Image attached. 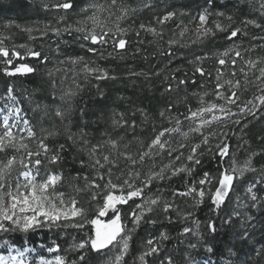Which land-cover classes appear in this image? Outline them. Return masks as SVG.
Masks as SVG:
<instances>
[{"label": "trees", "instance_id": "trees-1", "mask_svg": "<svg viewBox=\"0 0 264 264\" xmlns=\"http://www.w3.org/2000/svg\"><path fill=\"white\" fill-rule=\"evenodd\" d=\"M56 2L59 0H0L2 48L12 57L13 53L20 57L9 64V59L0 56V100L11 89L21 102L33 132L22 137L13 133L18 150L10 148L0 153V163H6L4 158L14 157L17 161L0 191L5 192L6 204L7 193L18 187L17 177L20 180L27 167L34 166V160H40L38 176L44 178L50 173L60 176L56 190L67 203L75 199L77 206L83 207L87 216L85 227L0 232V246L7 241L17 246L29 245L36 251L41 245L56 246L67 264H108L114 255H119V250L98 254L90 249L74 250V245L95 236L97 225L88 221L98 220L103 230V226L119 215L122 237L131 232L122 264H141L139 257L151 247L147 243L150 239L161 250L158 255L145 257L146 264H168L169 261L186 264L187 256L195 255L197 250L207 251L209 247L214 251L205 257L213 264H264V106L255 99L259 89L257 81L264 85L259 71L264 65L253 68L249 64L264 60V47H261L264 15L258 0H117L116 5L111 0H68L73 8L67 11L54 10L52 5ZM93 4L107 9L97 12L102 22L95 29L90 28V16L84 11ZM202 10L211 13L209 35L198 38L191 21ZM125 12L126 18L120 19ZM169 14L175 15L163 24V16ZM178 20L189 25L182 37L179 29L173 28ZM246 21H254L261 27ZM217 22L220 28L216 27ZM29 28L30 33L24 31ZM76 28L84 31L71 34L67 31ZM149 28L155 31L149 32ZM236 29H243L244 34L230 40L229 35ZM93 30L98 35L108 31L112 40L122 37L126 41L125 49L120 50L111 43L103 47L92 45L83 39ZM57 32L62 35L58 36ZM29 50L40 53V57L31 55ZM233 50L242 55L235 56ZM226 52L229 55H223ZM221 58L225 60L223 65L219 62ZM18 66H28L34 71L15 77L6 75ZM197 68L205 75L201 76ZM95 69L114 79H98ZM232 84L239 87L232 89ZM233 92L236 94L234 106L253 103L255 110L239 115L224 127H213L211 135L208 134V145L192 137L174 154L151 148L159 132L177 124L181 127L178 131L182 132L192 111L215 100L217 95L229 96ZM261 93L264 96V91ZM237 120L240 123H234ZM162 138L169 139L170 150L180 145L181 138L176 132ZM224 142L229 147V156L222 160L216 155V146L223 147ZM197 144L201 147L195 149ZM20 145H27V149ZM40 145L49 152L43 153ZM92 149H97L94 156L102 163L103 156L108 155L114 164L97 171L89 156ZM149 150L154 154L145 157L142 163L130 164L129 157L138 160ZM193 150L200 158L199 165L187 159ZM36 152L41 155H29ZM54 155H58V162L49 163ZM249 160L256 171L241 173L239 166L245 168ZM169 165L171 169L165 176L181 167L191 175L184 172L171 179L151 181L140 198L117 204L115 212L109 211L103 217L98 215L107 195L130 193V189L121 185L124 180L138 174L139 179L133 178L131 183L139 189L149 176H155ZM232 167L237 169L233 175L240 179L234 181L233 190L216 209L211 200L219 187L217 180L222 178V168L230 171ZM205 174L211 177V183L199 185ZM0 175L4 173L0 171ZM109 181L111 189L107 187ZM249 185L254 186L253 191L260 197L256 202L245 191ZM191 188L205 192L198 206L199 197L195 193L188 197L174 195ZM151 197L159 199V203L152 211L143 212L142 222L137 226L132 213L139 212L137 205ZM163 207L169 211L164 212ZM5 223L9 228L16 227L11 222ZM209 224L216 226L215 233L210 231ZM185 229L192 231L185 233ZM162 234L168 239L160 240ZM85 251V261H80Z\"/></svg>", "mask_w": 264, "mask_h": 264}, {"label": "snow or ice", "instance_id": "snow-or-ice-1", "mask_svg": "<svg viewBox=\"0 0 264 264\" xmlns=\"http://www.w3.org/2000/svg\"><path fill=\"white\" fill-rule=\"evenodd\" d=\"M112 5L117 4V0H111ZM259 3V10L261 11V14L264 15V0H258ZM59 8L63 9L65 11L70 10L73 8V4L71 2H68V0H59ZM84 11H88V9H84ZM99 11H107V9H104L103 6H100L99 8L94 9L93 15L89 17L90 20L95 21L97 19L96 12ZM175 14H169L168 16L163 17L162 22H166L170 19L173 18ZM211 15L209 12H205L203 15L199 17V20L202 24H205L207 22L208 16ZM215 15L218 16H223V13H216ZM127 13L125 12L123 16L120 17V19L126 18ZM229 20H231V17H228ZM246 24H251L252 26L256 28H260L261 25L258 23H255L254 21H246ZM6 27L12 28V27H19V25H7ZM217 28H220V25H216ZM149 32H154V29H147ZM221 31H225L226 29H220ZM24 31L31 32L32 29H24ZM69 34L71 32H83V28H76V29H68L67 30ZM126 33V30H125ZM58 36L62 35L61 32L56 33ZM243 29H236L231 32L229 35V39L232 40L236 38L238 35H243ZM204 35L207 36L209 35V31H204ZM83 39H87L90 41L92 45H99L103 47L104 45H107L111 43L114 47H118L120 50L125 49L126 47V41L121 37L117 40H112L110 38V33L108 31H102L101 34H97L95 30L92 32H88L85 34ZM3 45V40L0 39V56L2 57H9V51L3 50L2 48ZM83 47V45H81ZM261 47H264L262 45ZM89 51H93V49H89ZM234 55L237 57H240L242 55L241 52L233 50ZM29 53L31 55H34L35 57L39 58L40 53H31V50H29ZM223 55L227 56L229 53H224ZM13 56L17 59L20 57L16 56L15 53H13ZM13 61L8 60L7 63L11 64ZM220 64L223 65L225 64V60L223 58L220 59ZM75 63V61H73ZM250 66L255 68L257 67L258 64L264 65V60L257 61V62H249ZM34 71L33 68L28 67V66H18L15 68L13 71H8L6 72L7 76L15 77L18 74H28L32 73ZM89 71V70H86ZM94 71L97 72V78L104 80V79H114V77H109L106 73L100 71L99 69H95ZM197 72L201 76L205 75L203 71L200 70V68L196 69ZM260 76L261 79H264V66L260 67ZM195 83V81H192ZM180 83H185V81H180ZM231 83V82H230ZM223 86V85H221ZM236 87H239V84L236 85ZM261 91H264V87L261 88ZM66 95H72V93H68ZM8 99L13 101V104L15 105V99L14 96L12 95V90L9 89V95ZM63 99V98H62ZM259 104L264 106V96H259L258 97ZM236 102V94L233 92L231 95L227 97V103L232 104ZM11 111L8 112L7 115L3 116L2 118V123H0V127L3 128V133L0 134V153L6 152L8 149H17L18 146L17 144L13 143L14 136L11 131L13 127H20V121L23 120V113L21 109L19 108L18 105L16 106H10ZM214 107V106H213ZM213 107H204L203 112H210L213 111ZM223 110V109H222ZM259 110V109H257ZM4 109L0 108V112H3ZM203 112H192L191 117L189 119H195L198 115H202ZM247 114V110H246ZM251 115H255V112H251ZM57 115L61 116L63 118L62 114L57 111ZM161 115H164V113H161ZM10 118H16L17 123L16 124H10L9 119ZM215 119V118H214ZM205 123L210 124V121H206ZM234 123H240V121H234ZM25 128H28V122L24 121ZM117 126H120L119 121L117 122ZM204 125H201L200 127H203ZM195 131H199V128H194ZM173 132L172 128H168L165 131H161L157 134L156 138L154 139L151 148L152 149H158L160 147H163V143L161 141V137H164L166 135H171ZM28 135L31 136L32 133L29 130ZM215 135V134H214ZM202 143L204 145H208L209 143V138L207 136H202ZM20 147H23L27 149V145H20ZM43 153L47 154L49 152V149L44 147L43 145L39 146ZM62 147V146H61ZM115 147V145H113ZM195 149H198L201 147V145L197 144L194 146ZM217 153L222 160L225 157L229 156V147L226 142H224L223 147H221L220 144H217ZM97 151V149H92L89 152V156L92 160L93 166L99 171L101 168H106V166H111L114 164V161L109 158L108 155L103 156L104 163L101 162L100 159L96 158L94 156V153ZM154 153L149 150L147 152H143L138 160H133L131 157H129V162L130 164H138L142 163L144 161L145 157H150ZM30 156H40L41 152H36V153H30ZM6 160V163H0V171L4 173V175H0V189H4L5 187V180H6V175L11 172V170L14 169V165L17 163L16 159L13 158H4ZM179 159V157H177ZM187 159L192 160V162L195 165H199L201 163L199 156L197 155L196 151L193 150L190 152L189 156ZM49 163L55 164L58 162V155H54L50 157V160L48 161ZM23 163V161H21ZM34 164L38 167L40 164V160H34ZM171 169V165L167 166L164 170L161 172H158L155 176H149L148 181L144 182L143 185L137 189L132 183L131 180L133 178L139 179V175L136 174L134 177H129L128 179L123 181L124 187L130 189V193L127 196L124 195H119V196H114V195H107L106 197V203L103 207L102 210L99 211L98 215L100 217L105 216L109 211L115 212L116 205L117 204H126L128 201L134 200L136 198H140L141 194L144 192L145 188L150 187L151 181L155 180H160V179H171V176L179 175L180 173L187 172L188 175H191V172L188 171L187 169L181 167L178 171H171L170 175L165 176L166 172H169ZM237 169L235 167H232L229 170L223 169L221 170V177L218 178L217 183L219 187L215 190L214 193V199L211 200L212 204L215 206L216 209H219L225 202V198L228 197L229 192L233 190V185L234 181L240 179V177L234 176L230 173H235ZM241 173L246 172V171H252L255 172L256 169L252 167L251 165V160H249L246 163V166L244 169L240 170ZM23 178L27 183L23 185H19L15 191L8 192L7 196H10L11 203H10V208L9 211H4L5 207V201H6V195L4 191H0V232H9V231H22L24 233H27L31 230H35L40 227H56V228H72V229H82L85 227L84 220L87 218L86 212L83 210V207L77 206V201L75 199H72L68 202L70 206H65V201L61 196H57L54 199L50 198V195L47 194L48 190L52 187L55 186V184L60 180L59 175H53L50 178L47 179L45 183H39L37 184L35 182L34 176L31 174V172H24L22 173ZM87 180V178H84ZM100 179H104V176H100ZM17 180L19 181V177H17ZM199 185H205L207 183H211V177L208 176V174H205V177L201 179L199 182ZM98 188L99 186L96 185ZM109 189H111L112 185L111 182L109 181V184L107 186ZM23 189V191L21 190ZM27 192L28 194L25 195L24 193ZM193 193L196 194V196L199 197V199L196 200V205L198 206L200 203H202L203 198L205 196L204 191H197L196 188H191L187 192H179V193H174V195L177 196H183V197H188L193 195ZM247 193L249 195V198L251 201L256 202L260 197L253 191L252 187H249L247 190ZM96 196L93 195L92 199L95 200ZM151 205H157L159 203L158 200L156 199H151L149 202ZM143 206L142 205H137L138 209H141ZM164 212H168L169 209L168 207H163L162 209ZM148 211H152L151 208L148 209ZM18 213L22 215H18ZM30 213V215H29ZM132 216L135 220V224L137 226L140 225L142 222L144 213L143 211H134L132 213ZM186 219V217H185ZM251 219V218H249ZM69 221H76V222H69ZM5 222H11V224H14L16 227L9 228ZM88 223L91 224H96L97 228L95 231V236L90 237L84 242L78 243L74 245V250L80 251V250H87L90 249L94 253L102 254L104 253L105 250L112 251L113 249L119 250V255H114L113 260L108 261V264H122L124 261L125 255L128 253L129 249V240L131 239V233L129 232L128 234L124 235L122 237V228L120 225V216L117 215L115 219L111 221L109 225L103 226V230H101V226H99V221H88ZM155 223V221H153ZM210 231L212 233L216 232V226L214 224H209L208 225ZM134 231V230H133ZM192 231L191 229H185V233ZM160 240H167L168 236L166 234H162L161 237L159 238ZM148 245L151 247L145 251L144 255L139 257V260L141 264H146L145 257H151L154 254L158 255L159 251L161 250L156 246V242L153 240H148L147 241ZM193 248H196L197 245L193 244ZM50 251H58V248L54 247L51 248ZM207 251L209 253H212L214 250L209 247L207 248ZM87 256V251L84 252L83 255L79 257L80 261H85V258ZM0 261H5L6 258L3 256H0ZM22 264V262H21ZM42 264H66V261L64 258H58L55 261L52 262H42ZM168 264H171L169 261Z\"/></svg>", "mask_w": 264, "mask_h": 264}, {"label": "rangeland", "instance_id": "rangeland-1", "mask_svg": "<svg viewBox=\"0 0 264 264\" xmlns=\"http://www.w3.org/2000/svg\"><path fill=\"white\" fill-rule=\"evenodd\" d=\"M52 7L54 10H58L59 9V2L54 3L52 5ZM99 7L100 6H96L95 4H93L91 6V8H87L88 11H86V12H88V13L86 16L87 17L92 16L94 9L99 8ZM204 13H205L204 10L200 11L197 14V16L191 21L192 22L191 27L193 28L195 35H198L197 36L198 38H201L204 36V31H209V23H208L209 16H208L207 22L205 24H202L199 20V17L201 15H203ZM96 15H98L97 12H96ZM165 16H168V15H164L163 17H165ZM89 21L91 22L90 28L98 27L99 23L102 22V21L100 22L99 18H97L95 21H92L89 19ZM168 22L169 21L162 22V23L164 24V23H168ZM217 24H218V22H217ZM173 28H178L179 32H180L179 36L182 37L183 33L189 29V25L188 24L185 25V23L182 20H178L177 24H175ZM5 58L12 60L13 62L20 59V58L17 59L15 57H12L11 55H9V57H5ZM257 83H258L257 87L259 89H257V95L255 96L256 100H258L259 96L263 95L261 93L262 92L261 88L264 87V85H262L260 80H258ZM236 85L237 84H234V85L232 84L231 85L232 89H235ZM8 95H9V92L2 97V100H0V108L4 109L3 112H0V123H2L3 116L7 115L8 112L11 111L10 106L18 105L19 108L21 109L22 113H23V120L20 121V127H13L11 129V131H12V133H15V135L17 134L19 137L29 136L28 135L29 130L31 131V133H33L32 127H31V122L29 121L27 116L24 114L21 102L15 96L14 92H12V95L14 96V99L16 102L14 105L13 101L8 99ZM227 97H228V95H224V94L217 95L215 100H212L211 102L208 101L207 103H204L202 105L203 107H200V108L198 107L194 111H192V112L200 113V112H203L204 107H213L214 106L213 111L203 112L202 115H198L194 120L189 119V117H191V115H192V112H191L190 115L188 116V121L186 123V127L184 129H182V132L178 131L181 128V127L180 128L177 127V126H179V124L173 126L172 135H174V132H176V135L178 134L179 137L181 138L180 143H178V144H180L179 147H177V148L172 147V150L168 149L167 143H168L169 139L163 140V138H162L161 141H162L164 146L158 148L157 151L160 153V152L167 150L173 154L176 152H180V150H182L184 148L183 143H185V142L187 143L190 139H192V137H194V139H196V141L197 140L200 141V140H202V136L208 137L209 135H211L210 130L213 127H214V129L217 128L218 126L224 127L231 120H234L235 118H239V115L246 114V110H247V113L255 110L254 106H252L253 103L248 104L247 102H242L240 105L234 106L235 103H232V104L227 103ZM24 121L28 122V128H25L23 126ZM206 121H210L211 123L210 124L205 123ZM9 123L10 124H16L17 123L16 118H10ZM201 125H204V126L200 127ZM194 128H199V131H195ZM3 131H4L3 128L0 127V134H2ZM241 169H244V167L242 165L239 166V171ZM29 171L34 176L35 182L37 184L45 183L48 178L55 175L54 173H50L47 177H44V178L39 177L38 176L39 170H38V167L36 165L27 167V169L24 172H29ZM230 174H234V173H230ZM17 183H18V186L27 183V181L24 180L22 174L20 175V180ZM121 185H124V184L121 183ZM121 185H113V187H120ZM249 187H252L254 189L253 185L246 186L245 187L246 193H247V190ZM21 190L23 191V189H21ZM24 194L27 195L28 193L25 192ZM47 194H49L50 198H53V199L57 196H61V194L58 193V191L56 190V184L54 187H52L48 190ZM11 199L12 198L10 196H8L7 202H6L5 207H4V211H9ZM151 199H156L159 201V199L151 197L148 201H144L141 204L143 207L139 210L145 212L149 208L153 209L154 207H156L158 204L157 205H151L149 203ZM64 201H65V205H63L61 207L70 206L65 199H64ZM165 205H167V204H165ZM18 215H22V214L18 213ZM29 215H30V213H29ZM110 223L111 222H109L108 225ZM128 233H126V234H128ZM54 247H56V246H54ZM54 247L49 248V247H45L44 245H41L40 250L36 251L34 248L30 247L29 245L17 246L15 244H12L10 241H7V242H4L3 245L0 246V256H3L6 258V262L0 261V264H21V262H22V264H42V262H45V261L52 262V261L57 260L58 258H62V256L59 253V249H58V251H50V249L54 248ZM56 248H58V247H56ZM208 254H209L208 251L197 250L195 255L187 256V263L186 264H213L212 261H209V259L207 257H205V256H208Z\"/></svg>", "mask_w": 264, "mask_h": 264}, {"label": "water", "instance_id": "water-1", "mask_svg": "<svg viewBox=\"0 0 264 264\" xmlns=\"http://www.w3.org/2000/svg\"><path fill=\"white\" fill-rule=\"evenodd\" d=\"M233 175V174H232Z\"/></svg>", "mask_w": 264, "mask_h": 264}]
</instances>
